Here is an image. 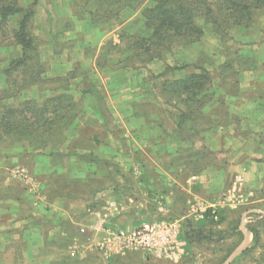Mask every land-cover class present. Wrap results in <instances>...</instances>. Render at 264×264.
I'll use <instances>...</instances> for the list:
<instances>
[{
  "label": "rangeland",
  "instance_id": "374dc122",
  "mask_svg": "<svg viewBox=\"0 0 264 264\" xmlns=\"http://www.w3.org/2000/svg\"><path fill=\"white\" fill-rule=\"evenodd\" d=\"M3 5L32 9L33 14L22 28V12L0 17V264H59L67 244L59 228H72L60 219L61 208L69 210L78 202L95 205L107 191L144 189L118 162L108 163L113 170L105 181L82 177L86 163L98 156L82 150L95 148L91 130L99 131L103 145L113 139L124 141L127 149L137 145L129 155L148 179L157 180L154 189L163 191L164 175L195 181L193 176L208 168L226 166L229 151L211 150L206 132H215L216 143L224 126L241 124V112L252 115L263 108L264 7L255 10L248 25H231L227 35L215 32L201 17L198 41L150 60L151 51L165 48L154 44L146 56L143 49L149 42L136 41L149 32L142 10L129 8L126 0H0ZM24 52L25 62L16 63ZM201 67L213 79L194 98V84L186 81ZM92 88L98 97L88 98ZM107 91L118 104L115 114L104 100ZM94 105L104 122L97 123L93 113L86 117L87 128L70 139L75 120L86 109L92 113ZM54 112L57 118L51 122ZM14 118L19 127L12 125ZM262 128L256 132L259 137L251 135L257 145L264 142ZM130 130L135 145L129 143ZM256 159L262 161L264 155ZM51 168L59 170L49 177ZM142 197L138 200L144 213ZM37 198L40 206L35 205ZM45 199L57 202L53 207L58 217L45 218ZM254 208L260 216H248L249 208L243 207L236 210L241 216L222 211L218 223L203 222L197 229L204 231L191 237L196 252L186 262H225L243 239L237 229L245 222L251 231L250 250L243 256V249L230 264H264V202ZM222 217L226 226H219ZM94 254L80 264L96 262Z\"/></svg>",
  "mask_w": 264,
  "mask_h": 264
},
{
  "label": "crops",
  "instance_id": "0c3cea01",
  "mask_svg": "<svg viewBox=\"0 0 264 264\" xmlns=\"http://www.w3.org/2000/svg\"><path fill=\"white\" fill-rule=\"evenodd\" d=\"M108 96L104 98L109 111H117L118 104H115L113 95L107 91ZM98 97V93L94 88L88 91V98ZM132 98V97H130ZM111 101V102H110ZM120 102V101H119ZM126 104L128 101H125ZM264 108V104H262ZM262 108V109H263ZM258 109V106H257ZM258 109L256 114H245L241 112L238 116L241 118V124L224 126L222 131L217 133V141L214 143L213 131L206 132V139L210 145L211 150L222 151L227 149L229 151V162L224 167H211L205 170L200 175H194L195 181L188 180V182H181L176 179H170L166 175L163 191L160 189H154L156 187L152 181L145 175L144 167L132 158L129 154L137 149L135 145L134 132L129 131L130 140L129 143L134 144L136 147L127 149L124 141L120 139H113L110 144L103 145L101 135L96 129L91 130L90 141L95 148L92 150L82 149L83 152H93L97 156V161L86 163L84 167V175L82 177L85 180H100L105 181L112 174L113 166L108 165L110 162H118L120 168L133 180H139L137 183H141L144 189L140 192L137 188L131 191V194H124V192L107 191L104 195H99L100 198L95 205H82V202H78L77 205L69 207L68 209L61 208L63 211L62 216L54 214V205L57 202H53V199L44 201L46 210L45 218L53 219L55 216H59L61 220L64 219L68 224L72 225L71 229L59 228V235L67 241L64 246L65 252L61 257L59 264H80L86 263V259L91 258L90 255L96 251L98 254L96 262H89V264H199V259H193L189 262L186 260L189 256H192L196 252V239L191 238L194 234H198L204 231L200 227L203 222H210L198 219L194 216H189V203L193 201L207 202L210 204L218 205V210L224 214L227 211H234L241 216V213L236 210H240L243 207L249 208L248 216L258 217L256 209H251L252 206L264 202V192L261 186L264 184V159L262 161L257 160L264 155V142L262 145L255 144L254 137H259L261 127L264 130V110ZM92 113L88 112V109L83 112L75 120L74 131H69L70 139H74L79 135L82 129L87 128L86 117L91 116L94 113V120L97 123L104 122L101 113L96 105L91 106ZM117 115V114H116ZM114 115V116H116ZM124 122L125 120L122 119ZM257 123L260 124L258 129ZM247 128V129H246ZM255 130L252 131L251 130ZM248 133L250 136H248ZM128 134H125L128 136ZM180 137V136H178ZM103 140V139H102ZM127 143V139H126ZM101 146V147H99ZM137 151V150H136ZM131 160V161H130ZM129 161V162H126ZM55 169L51 168L49 171V177L52 176ZM39 182V181H38ZM153 182V183H152ZM40 183V182H39ZM178 184V185H176ZM180 186V187H179ZM139 192V193H138ZM42 195L43 192L41 191ZM142 194V195H140ZM216 195V197L214 196ZM104 196V197H103ZM125 196V197H124ZM143 196L146 210L142 212L141 200L139 197ZM52 197V196H49ZM40 198H37L35 205L41 204ZM55 201V200H54ZM92 202V201H91ZM81 204V205H80ZM113 204V206H111ZM140 207L142 208H139ZM49 206V208H48ZM53 207V208H52ZM110 208L111 211V223L116 228L132 226L142 220L147 219H159V220H179L180 225V238L184 242V247L181 248L182 252L178 253L179 256L166 257L150 255L140 251L119 250L109 256H104L98 251V245L103 241L106 232L104 231V221L102 219V213L104 209ZM140 210H138V209ZM141 213L140 216H138ZM59 212V209H57ZM223 215V213H222ZM221 218L219 219V221ZM217 221V223L219 222ZM66 223V222H65ZM219 226H226L225 222L220 223ZM227 228H229L227 226ZM58 229V228H57ZM226 230V228H225ZM238 233L241 235L243 232V239L239 243L237 248H247L251 240V231L248 227H245V222H242L238 226ZM220 233H226L220 232ZM220 237H223L220 236ZM200 250L201 247H197ZM180 249V250H181ZM94 251V252H93ZM95 259V257L93 258ZM224 263V262H223ZM222 263V264H223Z\"/></svg>",
  "mask_w": 264,
  "mask_h": 264
},
{
  "label": "trees",
  "instance_id": "16d2710c",
  "mask_svg": "<svg viewBox=\"0 0 264 264\" xmlns=\"http://www.w3.org/2000/svg\"><path fill=\"white\" fill-rule=\"evenodd\" d=\"M128 7L131 9L142 10V16L145 20L144 25L149 32L141 34L137 38V42H149L146 48L144 46L146 56L149 50L155 46L164 47L165 51H151L150 60L161 59L168 50H172L176 46H186L198 41L203 33V27L198 22L199 18H203L208 24L213 26L215 32L221 35H227L230 27H238L248 25L253 18L255 10L264 7V0H126ZM15 5H3L0 7V17L4 18L22 12L23 16L19 22L20 27H25L27 18L33 14L32 9L23 10ZM118 14V13H117ZM145 34V35H144ZM22 39L23 35L20 34ZM32 39V38H31ZM34 40V39H33ZM158 41V44L156 42ZM31 42V40H30ZM20 44V42H18ZM163 45H162V44ZM38 56V55H37ZM26 54H22L16 63L25 62ZM180 69V67H174ZM185 79V78H184ZM205 79V81H204ZM213 75L211 71L201 67L199 72H193L189 75L186 83H193L194 98L204 92L205 82H211ZM189 81V82H188ZM207 88V87H206ZM90 90V89H89ZM54 112L50 120L54 121L57 117ZM12 125L19 127L21 122L12 119ZM217 223L215 221H210ZM254 240H257L258 232L252 228ZM250 250V247L243 252V256Z\"/></svg>",
  "mask_w": 264,
  "mask_h": 264
},
{
  "label": "built area",
  "instance_id": "2783aa9c",
  "mask_svg": "<svg viewBox=\"0 0 264 264\" xmlns=\"http://www.w3.org/2000/svg\"><path fill=\"white\" fill-rule=\"evenodd\" d=\"M189 216L217 222L220 219V212L216 204L193 201L189 203ZM111 218L110 208L104 209L102 219L106 235L98 245V251L104 256L119 250L140 251L166 257H178L182 252L184 242L180 238L179 220L147 219L132 226L116 228L112 225Z\"/></svg>",
  "mask_w": 264,
  "mask_h": 264
},
{
  "label": "water",
  "instance_id": "95a60500",
  "mask_svg": "<svg viewBox=\"0 0 264 264\" xmlns=\"http://www.w3.org/2000/svg\"><path fill=\"white\" fill-rule=\"evenodd\" d=\"M243 249H245V248L239 247V248L235 249V251L230 255V257H228V259L223 264H230V262L232 261L234 256L237 255L238 253H240Z\"/></svg>",
  "mask_w": 264,
  "mask_h": 264
}]
</instances>
